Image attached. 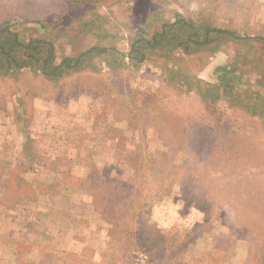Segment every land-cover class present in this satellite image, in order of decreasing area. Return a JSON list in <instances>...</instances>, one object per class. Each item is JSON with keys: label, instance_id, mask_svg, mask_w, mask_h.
<instances>
[{"label": "rangeland", "instance_id": "1", "mask_svg": "<svg viewBox=\"0 0 264 264\" xmlns=\"http://www.w3.org/2000/svg\"><path fill=\"white\" fill-rule=\"evenodd\" d=\"M2 29L0 264H264V0H0Z\"/></svg>", "mask_w": 264, "mask_h": 264}, {"label": "trees", "instance_id": "2", "mask_svg": "<svg viewBox=\"0 0 264 264\" xmlns=\"http://www.w3.org/2000/svg\"><path fill=\"white\" fill-rule=\"evenodd\" d=\"M175 23H178L179 25L181 24V26H186V27H188L189 29H192V26H190V24H187L186 22H181V21H175ZM165 28V27H164ZM8 29H2V30H0V32H4V31H7ZM13 38H12V41H13V44L15 45V46H22L23 44L20 42V40L18 39V36H17V33H15V32H12V31H10V32H8ZM195 31H193L190 35L191 36H194L195 35ZM210 33H215V34H226V35H231V36H234V33L233 32H231V31H229V30H226V29H221V28H213V27H209V28H207L206 30H205V38L206 39H204L202 42H198L197 40H192L191 38H190V40H191V42L192 43H194V44H199V43H201V44H206V43H209V38H208V35L210 34ZM161 35L163 36L164 35V31L161 33ZM190 36V37H191ZM154 42H156V43H158V40L157 39H154ZM32 42H30V43H28V44H26V45H24L23 47H24V51L28 54V56H29V60L27 61L26 59H24V58H22V57H16L14 54H9V52L8 51H6L5 52V58L7 59V63L8 64H12V66H14V67H23V66H25V63H26V65H27V63H31L32 61H34V63L35 62H38L39 61V59L35 56V54L34 53H36V48H32L31 46H30V44H31ZM93 49H97V48H92L91 50H93ZM34 50V51H33ZM97 50H101V51H103V50H106L105 48H99V49H97ZM5 51V50H4ZM90 51V50H89ZM46 58L44 59V64L46 65L47 64V62L48 61H50V60H52L53 59V57H54V52H53V48H52V45L50 44V46L47 48V50H46ZM85 53H88V52H85ZM84 55V54H83ZM81 56L82 55H80L79 57H77V58H70V57H66V58H64L63 60H61L59 63H57V64H54L53 66H52V71L50 72V73H56V71H58V70H60L61 68L63 69H69V68H72V67H74L76 64H78V63H80V59H81ZM10 62V63H9Z\"/></svg>", "mask_w": 264, "mask_h": 264}, {"label": "built area", "instance_id": "3", "mask_svg": "<svg viewBox=\"0 0 264 264\" xmlns=\"http://www.w3.org/2000/svg\"><path fill=\"white\" fill-rule=\"evenodd\" d=\"M145 255L142 253H139L136 257L137 263L136 264H145Z\"/></svg>", "mask_w": 264, "mask_h": 264}]
</instances>
